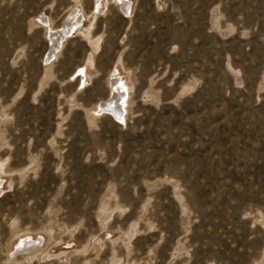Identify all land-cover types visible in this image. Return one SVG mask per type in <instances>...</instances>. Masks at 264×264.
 Here are the masks:
<instances>
[{
	"label": "rangeland",
	"instance_id": "rangeland-1",
	"mask_svg": "<svg viewBox=\"0 0 264 264\" xmlns=\"http://www.w3.org/2000/svg\"><path fill=\"white\" fill-rule=\"evenodd\" d=\"M125 1L0 0V264H264V0Z\"/></svg>",
	"mask_w": 264,
	"mask_h": 264
},
{
	"label": "bare ground",
	"instance_id": "bare-ground-1",
	"mask_svg": "<svg viewBox=\"0 0 264 264\" xmlns=\"http://www.w3.org/2000/svg\"><path fill=\"white\" fill-rule=\"evenodd\" d=\"M123 1H124L123 3H127V1H125V0H123ZM124 7H126V4L124 5ZM70 14H71V12H70ZM53 41L55 42V39ZM116 75H118V72H117V70H114L112 78H111L112 79L111 84H110L111 98L108 99L107 101L103 102V103H99L96 108H97V110L102 109V110L108 111L113 116L118 117L120 119H123L122 115H123V111H124V105H125L126 100H127L128 92H127V88L125 87V84L122 81H120ZM97 110H94V111H97ZM17 240H19V239H17ZM26 240H27V238H26ZM16 242L18 243V241H16ZM19 243H20V241H19ZM27 244H29V243L28 242L25 243V245H27ZM15 245H16V243H15ZM18 251H20V250H18ZM30 251H32V250H30Z\"/></svg>",
	"mask_w": 264,
	"mask_h": 264
}]
</instances>
